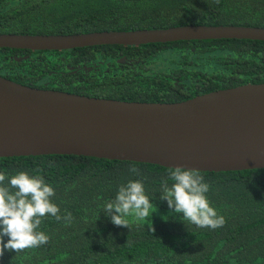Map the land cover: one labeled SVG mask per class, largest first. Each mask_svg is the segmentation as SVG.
Wrapping results in <instances>:
<instances>
[{"label":"trees","instance_id":"16d2710c","mask_svg":"<svg viewBox=\"0 0 264 264\" xmlns=\"http://www.w3.org/2000/svg\"><path fill=\"white\" fill-rule=\"evenodd\" d=\"M185 23L264 26V0H0V32L69 33ZM88 49L98 60L94 73L58 89L177 101L264 81V39L193 38L65 50L79 59ZM52 51L58 50L0 47V74L37 87L47 69L61 67L57 54L49 58ZM123 55L126 59L119 61ZM133 165L139 175L129 171ZM168 169L157 163L74 153L0 156L5 184L20 171L40 175L54 187L56 194L50 199L61 215L67 210L73 217L70 225L43 218L37 231L49 236L48 243L19 254L5 250L0 264H264V167L195 169L210 184L206 195L211 206L226 219L215 230L187 226L180 214L169 212L167 201L160 199ZM129 180L143 182L152 204L148 218L128 217L130 229L115 226L102 211Z\"/></svg>","mask_w":264,"mask_h":264},{"label":"water","instance_id":"95a60500","mask_svg":"<svg viewBox=\"0 0 264 264\" xmlns=\"http://www.w3.org/2000/svg\"><path fill=\"white\" fill-rule=\"evenodd\" d=\"M236 37L264 26L185 23L69 33L0 32V47L63 49ZM74 153L198 170L264 167V81L177 101H146L42 88L0 74V156Z\"/></svg>","mask_w":264,"mask_h":264},{"label":"clouds","instance_id":"9594fccd","mask_svg":"<svg viewBox=\"0 0 264 264\" xmlns=\"http://www.w3.org/2000/svg\"><path fill=\"white\" fill-rule=\"evenodd\" d=\"M215 2L219 3V0ZM129 171L140 174L134 165ZM169 180L173 181L171 186ZM5 181L6 174L0 172V258L5 250L19 254L26 249L46 245L49 236L37 231L45 217L51 216L58 222L63 220L65 225L72 223V213L65 210L61 215L60 208L50 199L55 196V189L42 176L20 171L11 175L7 184ZM209 190L210 184L204 181L199 171L171 166L167 178L161 181L160 199L166 200L169 212L180 214L178 218L187 226L191 224L215 230L223 227L226 219L211 206L206 195ZM151 206L143 182L129 180L119 186L115 199L106 202L102 211L115 226L130 229L128 217L134 216L137 221H142L149 217ZM5 237H8L6 243Z\"/></svg>","mask_w":264,"mask_h":264},{"label":"flooded vegetation","instance_id":"af4514ba","mask_svg":"<svg viewBox=\"0 0 264 264\" xmlns=\"http://www.w3.org/2000/svg\"><path fill=\"white\" fill-rule=\"evenodd\" d=\"M74 48V47H72ZM72 48H63V49H57V53L52 51L48 56L50 59H53L54 57H51L55 54H57V59H60V66L61 67H54L50 70L47 69L46 73L44 75L40 76V79L38 80V86L42 88H53L58 89L59 87H64L68 84H72L71 82H79L82 79H84L87 74L94 73V70L96 69V65L98 60H94L92 50L88 49L87 54H82V57L77 59L76 57L72 55V53L67 54L65 49H72ZM82 58V59H81ZM126 59V56H122L119 58V61H124ZM102 60V59H101ZM99 60L100 62H102ZM64 63H63V62ZM96 63V65H95ZM109 63V61H108ZM44 70V69H43ZM73 74V76H69ZM32 86V85H31Z\"/></svg>","mask_w":264,"mask_h":264}]
</instances>
